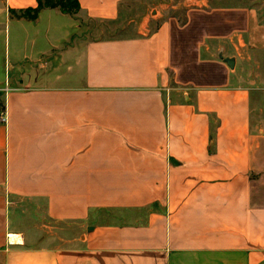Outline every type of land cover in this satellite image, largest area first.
Returning <instances> with one entry per match:
<instances>
[{
    "label": "crops",
    "instance_id": "obj_1",
    "mask_svg": "<svg viewBox=\"0 0 264 264\" xmlns=\"http://www.w3.org/2000/svg\"><path fill=\"white\" fill-rule=\"evenodd\" d=\"M132 1L0 0V264H264V0Z\"/></svg>",
    "mask_w": 264,
    "mask_h": 264
},
{
    "label": "rangeland",
    "instance_id": "obj_2",
    "mask_svg": "<svg viewBox=\"0 0 264 264\" xmlns=\"http://www.w3.org/2000/svg\"><path fill=\"white\" fill-rule=\"evenodd\" d=\"M182 0H165V1H155V0H135L127 5H125L122 11V19L120 23L108 24L101 22H93L90 19H83L82 23L89 26L90 37L94 39L106 38L118 34V36H130L137 33L139 24L143 19H151L150 26L154 29L159 22L156 17H160V13L165 14L166 11H157L158 6L163 7L165 5L180 4ZM261 1V0H260ZM180 14L182 11H178ZM172 11L168 15H171ZM182 15V14H181ZM144 16V17H143ZM17 32V31H16ZM17 53L20 51L19 46L15 49ZM5 57V53L0 52V59ZM258 75L264 76V56L259 57L258 64L255 65V70ZM247 77V76H246ZM264 81V80H263ZM256 119L264 121V91H262V99L256 105ZM4 110V99L0 96V112ZM263 120V121H262Z\"/></svg>",
    "mask_w": 264,
    "mask_h": 264
},
{
    "label": "water",
    "instance_id": "obj_3",
    "mask_svg": "<svg viewBox=\"0 0 264 264\" xmlns=\"http://www.w3.org/2000/svg\"><path fill=\"white\" fill-rule=\"evenodd\" d=\"M224 62L232 69L234 70L235 69V66H236V61L235 59L233 58H226L224 59Z\"/></svg>",
    "mask_w": 264,
    "mask_h": 264
},
{
    "label": "trees",
    "instance_id": "obj_4",
    "mask_svg": "<svg viewBox=\"0 0 264 264\" xmlns=\"http://www.w3.org/2000/svg\"><path fill=\"white\" fill-rule=\"evenodd\" d=\"M65 6L68 7L69 9L73 10V12H77V11H74L75 7L71 2L66 3Z\"/></svg>",
    "mask_w": 264,
    "mask_h": 264
},
{
    "label": "built area",
    "instance_id": "obj_5",
    "mask_svg": "<svg viewBox=\"0 0 264 264\" xmlns=\"http://www.w3.org/2000/svg\"><path fill=\"white\" fill-rule=\"evenodd\" d=\"M6 119L7 118L3 115V116H1V119L0 120H1V122L5 123L6 122Z\"/></svg>",
    "mask_w": 264,
    "mask_h": 264
}]
</instances>
